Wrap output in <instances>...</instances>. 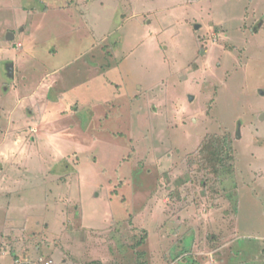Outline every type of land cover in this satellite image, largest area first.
I'll return each instance as SVG.
<instances>
[{"label":"rangeland","instance_id":"374dc122","mask_svg":"<svg viewBox=\"0 0 264 264\" xmlns=\"http://www.w3.org/2000/svg\"><path fill=\"white\" fill-rule=\"evenodd\" d=\"M0 264H264V0H0Z\"/></svg>","mask_w":264,"mask_h":264},{"label":"crops","instance_id":"0c3cea01","mask_svg":"<svg viewBox=\"0 0 264 264\" xmlns=\"http://www.w3.org/2000/svg\"><path fill=\"white\" fill-rule=\"evenodd\" d=\"M88 2V1H87ZM14 39V35L13 34H8V36H7V40L8 41H12ZM11 67H13V66H11ZM11 67H10V70H11ZM12 77H14V67H13V76ZM65 100V98L63 97V96H61V97H59V99L57 98L56 100H55V105L57 104V103H61V102H63ZM48 111V109H47V107H45V112H47ZM41 120H40V122H39V124H38V126H37V128L39 129V128H41V130H43L42 128L44 127V132H43V136H41V138H43V140H44V143H45V145H47V146H51V147H55V144L53 143L55 140H59V139H62V138H64V136L66 135V134H68V137L70 136V130H64V128H60V129H56V128H54V127H52V126H54L55 124L53 123V122H48L47 120H46V118H45V115H44V117H39ZM60 126V125H59ZM52 127V128H51ZM61 127V126H60ZM46 128V129H45ZM41 133V132H40ZM61 137V138H60ZM67 170V169H66ZM70 170V169H69ZM69 170H67V171H69ZM18 192V191H17ZM18 194V193H17ZM20 197V198H19ZM18 197V199H23L24 198V196H22V194L20 195ZM23 197V198H22ZM18 217H21L22 218V214H19L18 215ZM25 217L27 218L28 217V214H25ZM19 220H21L20 218H18Z\"/></svg>","mask_w":264,"mask_h":264},{"label":"trees","instance_id":"16d2710c","mask_svg":"<svg viewBox=\"0 0 264 264\" xmlns=\"http://www.w3.org/2000/svg\"><path fill=\"white\" fill-rule=\"evenodd\" d=\"M201 150L205 152L207 160L212 161L215 166H218L216 173L217 175H219L221 173V168H219V166L222 164V162L225 163L227 162V156H226V150L224 144L220 145L219 143V146L215 144H211L210 147H205L204 145L202 146ZM209 163L212 165L211 162Z\"/></svg>","mask_w":264,"mask_h":264},{"label":"water","instance_id":"95a60500","mask_svg":"<svg viewBox=\"0 0 264 264\" xmlns=\"http://www.w3.org/2000/svg\"><path fill=\"white\" fill-rule=\"evenodd\" d=\"M10 75L13 76V67H11ZM237 134H238V136H240V128L238 129Z\"/></svg>","mask_w":264,"mask_h":264}]
</instances>
